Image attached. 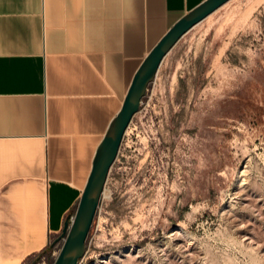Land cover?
<instances>
[{
	"label": "rangeland",
	"instance_id": "374dc122",
	"mask_svg": "<svg viewBox=\"0 0 264 264\" xmlns=\"http://www.w3.org/2000/svg\"><path fill=\"white\" fill-rule=\"evenodd\" d=\"M230 4L163 56L77 264H264V0Z\"/></svg>",
	"mask_w": 264,
	"mask_h": 264
},
{
	"label": "crops",
	"instance_id": "0c3cea01",
	"mask_svg": "<svg viewBox=\"0 0 264 264\" xmlns=\"http://www.w3.org/2000/svg\"><path fill=\"white\" fill-rule=\"evenodd\" d=\"M203 1L0 0V264L60 234L138 64Z\"/></svg>",
	"mask_w": 264,
	"mask_h": 264
},
{
	"label": "water",
	"instance_id": "95a60500",
	"mask_svg": "<svg viewBox=\"0 0 264 264\" xmlns=\"http://www.w3.org/2000/svg\"><path fill=\"white\" fill-rule=\"evenodd\" d=\"M226 0H204L176 20L148 50L135 69L122 102L111 118L93 155L90 171L76 203L72 218L67 216L57 240L61 246L51 264H77L83 256L85 241L95 216L108 170L132 115L138 110L148 83L167 51L192 25L204 18ZM34 263V262H33ZM32 264V263H30Z\"/></svg>",
	"mask_w": 264,
	"mask_h": 264
},
{
	"label": "trees",
	"instance_id": "16d2710c",
	"mask_svg": "<svg viewBox=\"0 0 264 264\" xmlns=\"http://www.w3.org/2000/svg\"><path fill=\"white\" fill-rule=\"evenodd\" d=\"M57 240V236L53 237L52 240L45 246L43 250H41L35 257V259L31 262H36L41 256L48 255L51 251V247L54 244V242Z\"/></svg>",
	"mask_w": 264,
	"mask_h": 264
},
{
	"label": "built area",
	"instance_id": "2783aa9c",
	"mask_svg": "<svg viewBox=\"0 0 264 264\" xmlns=\"http://www.w3.org/2000/svg\"><path fill=\"white\" fill-rule=\"evenodd\" d=\"M99 203V202H98ZM97 207H98V205H97ZM97 207H96V211H97ZM72 218V216H70L69 217V219H71ZM32 264H37V262H34V263H32Z\"/></svg>",
	"mask_w": 264,
	"mask_h": 264
},
{
	"label": "bare ground",
	"instance_id": "6f19581e",
	"mask_svg": "<svg viewBox=\"0 0 264 264\" xmlns=\"http://www.w3.org/2000/svg\"><path fill=\"white\" fill-rule=\"evenodd\" d=\"M104 194V189H103V191H102V193H101V195H103ZM104 261H100V263H103ZM105 264V263H104Z\"/></svg>",
	"mask_w": 264,
	"mask_h": 264
}]
</instances>
